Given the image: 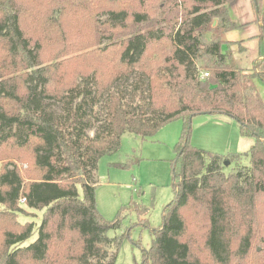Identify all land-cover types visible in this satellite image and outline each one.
I'll return each instance as SVG.
<instances>
[{"label": "trees", "instance_id": "trees-1", "mask_svg": "<svg viewBox=\"0 0 264 264\" xmlns=\"http://www.w3.org/2000/svg\"><path fill=\"white\" fill-rule=\"evenodd\" d=\"M232 1L0 0V264H115L120 219L99 212V160L125 133L151 137L178 118L175 196L142 264H264V2L252 0L259 56L245 70L224 50L241 26ZM206 113L254 136L249 165L191 144ZM21 201L43 210L29 245Z\"/></svg>", "mask_w": 264, "mask_h": 264}, {"label": "rangeland", "instance_id": "rangeland-1", "mask_svg": "<svg viewBox=\"0 0 264 264\" xmlns=\"http://www.w3.org/2000/svg\"><path fill=\"white\" fill-rule=\"evenodd\" d=\"M159 1L141 0V3L154 7ZM139 4L137 1V7ZM181 19L182 17L172 18L170 25L179 26ZM167 22L162 26L169 28ZM55 47L57 46L53 45L47 51V59L52 58ZM182 130L183 119L178 118L161 127L151 137L143 138L125 133L120 149L99 160L96 190L99 212L107 220L120 219V227L109 231L110 236L122 235L115 264H142L144 250L152 243L153 230L162 225L164 208L175 196L173 165L177 156L175 147ZM254 141L253 135L243 136L239 122L224 113H206L193 118L190 142L197 148L222 154L243 153L241 163L249 165L251 157L248 152ZM28 155L29 152L26 151L17 158L20 161L25 158L24 163L11 159L18 164L24 176H27L29 168L26 159ZM229 164L228 171L235 167L234 163ZM21 204L26 211L19 214V219L22 222H34L32 235L22 242V245H29L39 235L43 210L30 209L24 201ZM262 210L264 211V203ZM2 231L3 224L0 223V243ZM261 239L264 241V232ZM261 242L254 247L259 245L263 248L264 244Z\"/></svg>", "mask_w": 264, "mask_h": 264}, {"label": "crops", "instance_id": "crops-1", "mask_svg": "<svg viewBox=\"0 0 264 264\" xmlns=\"http://www.w3.org/2000/svg\"><path fill=\"white\" fill-rule=\"evenodd\" d=\"M264 2V0H263ZM229 12L241 26L225 33L229 42L224 50L231 53L233 61L241 68L248 70L259 56V39L261 22L256 20L252 0H233ZM259 93L264 97V85L256 82Z\"/></svg>", "mask_w": 264, "mask_h": 264}, {"label": "water", "instance_id": "water-1", "mask_svg": "<svg viewBox=\"0 0 264 264\" xmlns=\"http://www.w3.org/2000/svg\"><path fill=\"white\" fill-rule=\"evenodd\" d=\"M226 164L228 165V164H229V162H226Z\"/></svg>", "mask_w": 264, "mask_h": 264}, {"label": "built area", "instance_id": "built-area-1", "mask_svg": "<svg viewBox=\"0 0 264 264\" xmlns=\"http://www.w3.org/2000/svg\"><path fill=\"white\" fill-rule=\"evenodd\" d=\"M208 73H206V75H207Z\"/></svg>", "mask_w": 264, "mask_h": 264}]
</instances>
